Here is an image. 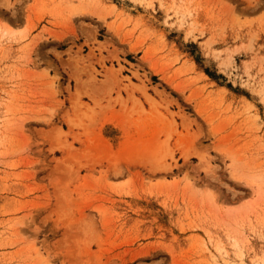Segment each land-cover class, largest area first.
I'll use <instances>...</instances> for the list:
<instances>
[{
	"label": "rangeland",
	"instance_id": "rangeland-1",
	"mask_svg": "<svg viewBox=\"0 0 264 264\" xmlns=\"http://www.w3.org/2000/svg\"><path fill=\"white\" fill-rule=\"evenodd\" d=\"M0 264H264V0H0Z\"/></svg>",
	"mask_w": 264,
	"mask_h": 264
}]
</instances>
